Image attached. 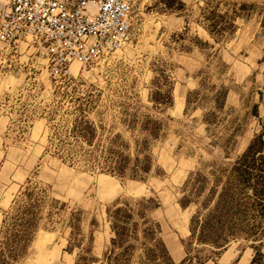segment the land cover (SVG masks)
I'll return each mask as SVG.
<instances>
[{
    "label": "rangeland",
    "instance_id": "374dc122",
    "mask_svg": "<svg viewBox=\"0 0 264 264\" xmlns=\"http://www.w3.org/2000/svg\"><path fill=\"white\" fill-rule=\"evenodd\" d=\"M133 4L126 45L72 77L38 53L0 56V264H165L148 254L153 221L169 264H264V182L240 228L231 208L237 230L193 228L263 130L264 1ZM115 212L131 218L125 262Z\"/></svg>",
    "mask_w": 264,
    "mask_h": 264
},
{
    "label": "built area",
    "instance_id": "2783aa9c",
    "mask_svg": "<svg viewBox=\"0 0 264 264\" xmlns=\"http://www.w3.org/2000/svg\"><path fill=\"white\" fill-rule=\"evenodd\" d=\"M133 0H0V56L38 53L54 80L72 77L122 49Z\"/></svg>",
    "mask_w": 264,
    "mask_h": 264
},
{
    "label": "trees",
    "instance_id": "16d2710c",
    "mask_svg": "<svg viewBox=\"0 0 264 264\" xmlns=\"http://www.w3.org/2000/svg\"><path fill=\"white\" fill-rule=\"evenodd\" d=\"M227 172L226 179H218L217 188H219L218 185H220L221 190H213L207 201L203 203L195 213L193 217V228L196 226L204 228L205 226H209V222L214 221L217 226L221 225L226 231L228 228H234L229 226V219L232 218L230 216V210L233 207H235L237 212L236 220L238 225L237 223L236 225L237 228H240V225H242L241 206L245 190L249 189L251 186L256 188L258 184L264 182V126L262 132L256 137V139H254L248 151L244 153L229 169H227ZM204 208L208 209V212L204 219L199 220ZM119 215L120 216H118V212H115L113 215L115 236L112 238V248L110 249V252H113L116 245H120L121 247L125 246L124 251L126 252V255H124V253L121 255L122 261L125 262L127 256L130 255L128 251L132 248L131 245H128V240H126L127 236L131 237V235L127 233L128 229L126 225L131 218L125 217L121 214ZM146 224L148 223L146 222ZM135 226L137 227V224H135ZM159 227V223L153 221L144 229L145 236L151 244V247L148 249V254L151 257L161 258L164 260L165 264H169L170 258L168 256L167 248L163 241L158 238L160 232V230H158ZM23 228L25 227L23 226ZM234 229H236V227ZM31 232L32 227L28 226V228L22 229L17 234V241L19 243L21 242L19 250L23 249L24 243L27 242ZM131 233L133 236H136V229ZM151 257H149V261H152ZM257 260L258 258L256 257L252 264H256Z\"/></svg>",
    "mask_w": 264,
    "mask_h": 264
},
{
    "label": "crops",
    "instance_id": "0c3cea01",
    "mask_svg": "<svg viewBox=\"0 0 264 264\" xmlns=\"http://www.w3.org/2000/svg\"><path fill=\"white\" fill-rule=\"evenodd\" d=\"M238 1H241V2H253V3H260V2H263L264 0H238Z\"/></svg>",
    "mask_w": 264,
    "mask_h": 264
},
{
    "label": "bare ground",
    "instance_id": "6f19581e",
    "mask_svg": "<svg viewBox=\"0 0 264 264\" xmlns=\"http://www.w3.org/2000/svg\"><path fill=\"white\" fill-rule=\"evenodd\" d=\"M74 66H79V65H74ZM80 67V66H79ZM73 69H74V67H73ZM74 71V70H73Z\"/></svg>",
    "mask_w": 264,
    "mask_h": 264
}]
</instances>
